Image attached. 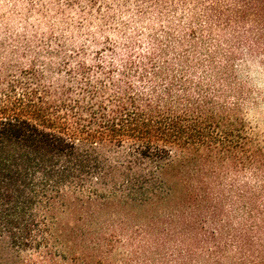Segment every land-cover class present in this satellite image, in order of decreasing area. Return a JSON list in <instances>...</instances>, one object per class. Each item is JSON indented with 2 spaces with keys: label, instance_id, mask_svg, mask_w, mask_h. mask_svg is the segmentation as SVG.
<instances>
[{
  "label": "trees",
  "instance_id": "16d2710c",
  "mask_svg": "<svg viewBox=\"0 0 264 264\" xmlns=\"http://www.w3.org/2000/svg\"><path fill=\"white\" fill-rule=\"evenodd\" d=\"M92 6L99 12L102 0ZM206 11L224 29L255 24L264 41V0H216ZM80 68L76 87L59 92L49 91L37 61L34 78L0 75V243L14 264H111L116 236L137 226L135 235L161 251L180 241L189 250L214 246L212 264H264V188L221 187L230 169L264 171V148L238 109L227 98L179 97L161 108L130 85L106 97L104 81L98 90L92 70ZM228 203L245 214L239 228ZM233 244L235 258L226 256Z\"/></svg>",
  "mask_w": 264,
  "mask_h": 264
},
{
  "label": "clouds",
  "instance_id": "9594fccd",
  "mask_svg": "<svg viewBox=\"0 0 264 264\" xmlns=\"http://www.w3.org/2000/svg\"><path fill=\"white\" fill-rule=\"evenodd\" d=\"M102 3L97 12L92 0H0V73L12 65L29 67L35 60L49 91L59 92L62 86L76 87L83 65L92 70L89 79L98 90L97 82L104 81L106 97L123 96L130 85L133 95L161 108L174 106L178 97L182 104L204 98L224 103L227 98V106L238 109L250 137L264 147V41L255 24L245 23L235 31L217 27L206 11L216 0ZM193 31L199 37L195 44L190 40ZM65 62L67 69L57 72ZM68 71L76 78L72 83ZM109 71L112 76L106 79ZM233 181L236 187L259 191L264 188V171L254 164L230 169L221 187ZM224 211L230 214L232 227L239 228L244 212L231 203L224 205ZM138 231L139 226L116 236L107 256L111 264H212L215 260L214 246L189 250L176 241L161 251L146 234L135 235ZM100 250L107 251L103 245ZM239 252L233 244L226 256L235 258Z\"/></svg>",
  "mask_w": 264,
  "mask_h": 264
},
{
  "label": "rangeland",
  "instance_id": "374dc122",
  "mask_svg": "<svg viewBox=\"0 0 264 264\" xmlns=\"http://www.w3.org/2000/svg\"><path fill=\"white\" fill-rule=\"evenodd\" d=\"M30 72L32 73L31 75L28 74ZM33 74L36 76V61L35 60H33L31 62L29 67H24L23 65H12L4 73H0V75H3V76H11V77L12 76H21V77H24L26 79L28 77H33L32 76ZM247 132H248V130H247ZM262 148H264V147H262ZM25 258H27V257H25ZM32 259H34V261H36V257H33ZM0 260L4 264H14V262H15V259L12 255L11 250L8 249L6 247V245H4L2 243H0Z\"/></svg>",
  "mask_w": 264,
  "mask_h": 264
}]
</instances>
